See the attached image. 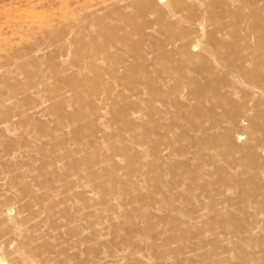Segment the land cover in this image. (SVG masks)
Returning a JSON list of instances; mask_svg holds the SVG:
<instances>
[{
    "label": "rangeland",
    "instance_id": "rangeland-1",
    "mask_svg": "<svg viewBox=\"0 0 264 264\" xmlns=\"http://www.w3.org/2000/svg\"><path fill=\"white\" fill-rule=\"evenodd\" d=\"M146 1L0 0V264H264V11Z\"/></svg>",
    "mask_w": 264,
    "mask_h": 264
},
{
    "label": "bare ground",
    "instance_id": "bare-ground-1",
    "mask_svg": "<svg viewBox=\"0 0 264 264\" xmlns=\"http://www.w3.org/2000/svg\"><path fill=\"white\" fill-rule=\"evenodd\" d=\"M247 2L248 3L246 5L243 4V5H245L244 6V11L246 12V14H248V15L256 14L258 16V14H260L259 12L264 11V0H247ZM146 3H147L149 8H154V10L158 9V6H159L160 3L163 5L162 7L166 8V9L167 8H171L174 5L172 2L170 3L168 0H147ZM130 7H132V6H130ZM149 13L151 14V11ZM175 14H177V13L175 12L172 15H175ZM152 15H153V13H152ZM248 18H250V16H248ZM240 19H241V22H242V18H240ZM203 20H205V19H203ZM203 20L202 21L199 20V22L197 24H196L197 21L195 22L196 28L194 30L196 32L202 31L203 27H205V25H204L205 23L203 22ZM246 27H250L251 29H254L256 27V30L259 29V28L262 29V32H261V30H259V32L257 34H255V35L249 33V37L251 38L250 42H252V39H253L254 42H256V43H251V44L247 45L246 48L242 52L236 54V56H235L236 58H232L231 57V58H227V59L223 60V62L225 64H227L228 67H230V71L233 74V76L236 77L235 80H233V79L229 80L225 84L227 86V87H225V89L227 90L225 95L233 94V93L235 94L236 92L238 93V91H240L242 89L241 85L243 87H246V90L247 89L249 90V91L245 92V95L248 96L246 99H248V100H247L246 104L243 106V108H242L243 110H238L235 113V115H234V120L241 121L243 123V124H240V125H244V124L247 125L248 123L252 122L253 116H252V113H251L252 111L251 110H253V103L257 102L256 101V99H257L256 97L258 95H261V94L264 93V15L260 14V17L258 16L255 20L247 19ZM251 29H249V31H251ZM204 30H205V28H204ZM69 33H72V32H69ZM244 33H245V31H244ZM201 34L202 33H200V35ZM193 36H195V34ZM195 38L193 40H195ZM197 40H199V39H197ZM177 42H175V44ZM176 45H178V43ZM187 45L189 46V43ZM190 46H191V48L193 50L194 49L198 50L197 49V47L199 46L198 41L195 40V41L191 42ZM203 50H205V49H203ZM209 51L211 53H214L211 50H209ZM190 52L191 51H188V52L184 53V57L186 59L189 58ZM250 66L252 67V71L244 70V69H246V67H250ZM194 69H195V67H194ZM211 73L213 74V72H211ZM208 77H211V75L209 73H208ZM235 95H237V94H235ZM258 98H260V97H258ZM262 114H264V113L263 112H259L260 116H262ZM239 134L240 133H238V135ZM238 135L236 137L237 138L236 140H240L241 139L240 138L241 134L239 136Z\"/></svg>",
    "mask_w": 264,
    "mask_h": 264
}]
</instances>
